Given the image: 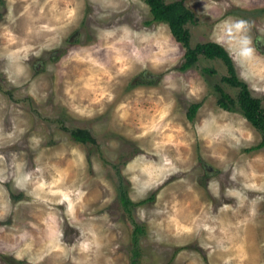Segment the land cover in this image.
I'll return each instance as SVG.
<instances>
[{
	"label": "rangeland",
	"instance_id": "rangeland-1",
	"mask_svg": "<svg viewBox=\"0 0 264 264\" xmlns=\"http://www.w3.org/2000/svg\"><path fill=\"white\" fill-rule=\"evenodd\" d=\"M183 1L264 106V0ZM185 51L145 0H0V264H264L262 133Z\"/></svg>",
	"mask_w": 264,
	"mask_h": 264
},
{
	"label": "trees",
	"instance_id": "trees-1",
	"mask_svg": "<svg viewBox=\"0 0 264 264\" xmlns=\"http://www.w3.org/2000/svg\"><path fill=\"white\" fill-rule=\"evenodd\" d=\"M145 1L150 5L153 20L167 22L176 39L184 44L186 51L184 62L181 65L182 70H187L192 67L198 60L200 54H204L210 58L219 57L223 59L227 65L228 74L224 75L222 79L223 81L238 87L239 92L235 98L232 94L221 89L218 104L223 108L233 110V105L238 103L240 111L262 133V141L256 145V148L264 146V106L261 99L251 93L249 85L239 77L229 51L222 44L213 41L198 43L196 46H192L191 33L186 25L194 20L195 14L185 5L183 0H175L171 2H166L165 0ZM199 106L200 103H194L190 106L188 113L190 119H194ZM73 133L76 138L75 140L77 141H83L89 137V134L82 129L75 130ZM82 134L87 136L84 137ZM122 198L124 205L128 209V206L130 205L129 198L127 196L124 197V195H122Z\"/></svg>",
	"mask_w": 264,
	"mask_h": 264
},
{
	"label": "bare ground",
	"instance_id": "bare-ground-1",
	"mask_svg": "<svg viewBox=\"0 0 264 264\" xmlns=\"http://www.w3.org/2000/svg\"><path fill=\"white\" fill-rule=\"evenodd\" d=\"M227 236V235H226ZM33 248V247H32ZM235 249V248H234ZM252 257V256H251ZM254 259V258H253ZM248 263V262H247ZM249 264V263H248Z\"/></svg>",
	"mask_w": 264,
	"mask_h": 264
},
{
	"label": "flooded vegetation",
	"instance_id": "flooded-vegetation-1",
	"mask_svg": "<svg viewBox=\"0 0 264 264\" xmlns=\"http://www.w3.org/2000/svg\"><path fill=\"white\" fill-rule=\"evenodd\" d=\"M67 37H65V39H66ZM70 40V39H69Z\"/></svg>",
	"mask_w": 264,
	"mask_h": 264
}]
</instances>
